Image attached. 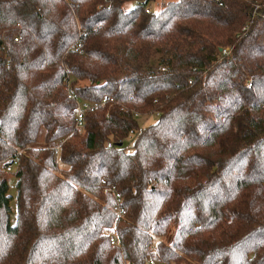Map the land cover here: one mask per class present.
Listing matches in <instances>:
<instances>
[{"label": "trees", "instance_id": "trees-1", "mask_svg": "<svg viewBox=\"0 0 264 264\" xmlns=\"http://www.w3.org/2000/svg\"><path fill=\"white\" fill-rule=\"evenodd\" d=\"M158 1L0 0V264H264V0Z\"/></svg>", "mask_w": 264, "mask_h": 264}, {"label": "built area", "instance_id": "built-area-1", "mask_svg": "<svg viewBox=\"0 0 264 264\" xmlns=\"http://www.w3.org/2000/svg\"><path fill=\"white\" fill-rule=\"evenodd\" d=\"M151 10V8L147 9V12H149ZM224 52H227V50H225ZM71 95H73V91L70 92ZM91 108V104L90 103H83V102H78L77 106L74 109V112L76 114V120H77V127L80 128L82 127L83 123H84V116H85V112L87 109ZM109 146H112V143H109ZM58 149V147H57ZM17 161H15L16 163ZM12 167L9 166V169ZM148 264H161L159 262H157L154 258L149 257L148 258ZM164 264V263H162Z\"/></svg>", "mask_w": 264, "mask_h": 264}, {"label": "rangeland", "instance_id": "rangeland-1", "mask_svg": "<svg viewBox=\"0 0 264 264\" xmlns=\"http://www.w3.org/2000/svg\"><path fill=\"white\" fill-rule=\"evenodd\" d=\"M161 0H159L158 2H156L153 6H151V8L153 9H159L160 8V2ZM130 5L131 6H133L134 5V2H131L130 3ZM157 119H158V116L156 115V114H153V115H146V116H141V123L143 124V125H148V124H150V123H153V122H156L157 121ZM13 180V179H12ZM14 181V180H13ZM13 192L15 193V190H14V188H13ZM14 204V203H13Z\"/></svg>", "mask_w": 264, "mask_h": 264}]
</instances>
